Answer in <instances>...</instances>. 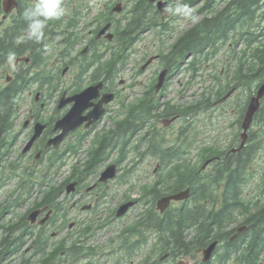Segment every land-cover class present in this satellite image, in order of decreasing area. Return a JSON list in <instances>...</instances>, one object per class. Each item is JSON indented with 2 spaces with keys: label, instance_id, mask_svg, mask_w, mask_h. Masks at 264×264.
Instances as JSON below:
<instances>
[{
  "label": "flooded vegetation",
  "instance_id": "flooded-vegetation-1",
  "mask_svg": "<svg viewBox=\"0 0 264 264\" xmlns=\"http://www.w3.org/2000/svg\"><path fill=\"white\" fill-rule=\"evenodd\" d=\"M137 1L63 0L62 6L67 9V13L61 20L49 23L46 29V37L43 41L37 43L29 38L26 35V29L20 32L17 44H19L22 54L16 56L14 65L11 64L12 74L8 71L4 73V83L5 81H11L15 75L17 79H21L26 74L28 80L27 84L22 86V92L30 90L29 87L33 85L35 86L34 89L28 92L32 97L23 111H20V94L22 92L18 96L17 110L13 116L14 124L9 131V139L7 140L10 144V150L12 142L15 140L21 139V141H24L22 150L17 153L18 157H22L24 160L28 159L33 165L31 167H34V170H38L39 164L42 161L52 160L53 156L60 150H62L60 152H63V170L65 173L62 180L64 182L63 191L61 192V204L63 206L59 210H55L48 203L42 205H34L35 203H33L30 212L34 210H38L39 212L33 221L28 222V225L34 227L35 233L44 234L45 238L48 237L47 231L49 226L53 227L49 239L47 238L48 247L53 244L54 246L63 244L66 247L63 250V254L67 256L64 259L65 264H72L71 255L73 254V250H69L72 244L77 242V245H80V257L85 256V251L92 250L88 245L85 246L87 241L91 236H96L99 229L103 226L102 223H97V220L83 223L80 218L71 219L67 215L72 209H93L96 203H102L106 197L114 195L115 192H113V184L111 185V183L114 180H117L120 184L125 181L123 175L118 174V172H120V166L128 157L129 152L134 150L133 148L136 146H139V148L138 150L135 148V155L141 156L142 159H146L149 156L152 157L155 161V166H160V169H162L166 165L164 162L166 160L164 149L170 148L179 151L184 143L182 141L181 129L175 134L176 140L174 142L170 140L169 143H164L163 131L179 117V112L170 115L159 113L154 116H148L147 114L142 116L139 113V109L144 107V105L139 107V97L152 90L150 88L151 83L144 88L142 93H134L131 86H135L138 81L132 78V80L127 81L129 85V93H127L125 91V81L121 78L117 79L120 72H116V69L119 68L121 70L126 65H129V67L131 65V63H127L126 61L121 65L117 62L119 61V54L122 53V50L119 49L121 42L118 38L120 35H123L122 24L124 21L126 19L128 21L131 20L132 6ZM16 2L17 6L4 15V18V12L1 8L0 28L7 22H10L13 15L14 21H18L19 18L21 19L23 10L34 6L36 0H16ZM145 2L148 5L151 3L153 9L157 11L155 3H149L148 0H145ZM170 2L171 0L166 1L163 15L159 14V21L156 26L161 28V33L174 28L170 25V21L174 19L175 15L166 12V7ZM21 5L24 7L19 12ZM148 17L149 10L145 16L146 20H148ZM163 26H166L168 29L163 30ZM146 31L148 30H142L136 34L134 43L125 50L127 58L133 53L134 44L139 41L140 36ZM155 60H161L159 52H154L150 55L144 53L140 58L142 62L137 68V73H144ZM163 68L160 66L155 72L154 77H152V81L154 80L153 87L159 71ZM32 74H36L35 78L30 77ZM98 83L100 84L98 85ZM88 86H92L91 96L85 99L84 108L80 111L79 117L73 118L68 122V125L77 123V126L69 129L55 146L52 140L62 132V129L56 128V122L75 106L76 101L73 97ZM159 89L162 90L163 88L160 87ZM159 91L153 88L152 97L158 98L159 103L157 107L160 111L164 110L167 99L162 100L160 98L162 94H158ZM234 92L227 98L218 100L216 103L226 105L228 100L235 94ZM49 103H52V109L50 110L48 107ZM173 103L176 106V102ZM80 105H83V101ZM177 105L180 106L179 103ZM16 118H19L18 121ZM79 118L83 120L80 122ZM142 121L143 125L139 130L134 131L129 136L132 126L134 124L138 125ZM118 124L120 127L126 126V136H117ZM35 132H37V136L31 141V137ZM106 135H110V137L108 138ZM237 141L233 142V144L229 141L228 145L222 149H228L232 153H237L232 150L238 146ZM102 142H104L107 149H110V152L106 156L104 155L102 160L98 162L100 158L97 159V155L91 156L89 149L92 150L99 147V145H102ZM26 145L28 147L24 149ZM122 146L126 147L125 155L121 152ZM183 147L186 149L185 154L189 156L190 152L188 149L190 148V144ZM195 157L197 158V152H195ZM221 157L222 155H216L214 159H221ZM192 158L191 161L193 160ZM171 161L174 162L175 159ZM3 162H6L5 156ZM13 162L17 166L16 170L19 169V165L24 166V164L19 163V159L17 160V158ZM111 164L115 166L113 175L103 180L101 176L102 172ZM35 166L37 167L35 168ZM208 166L209 164L203 168L201 165L200 169L206 170ZM24 167H27V165ZM48 170L50 169L48 168ZM48 170L42 172L45 181L47 180V176H49ZM126 172H129V170L127 169ZM158 175L159 172L156 173L154 181L158 179ZM223 185L222 183L218 185L217 189L211 190L209 198L205 201L208 203L207 209L209 210V218H211L210 223L213 226V230L215 227H219L220 229V232L216 235L217 237L211 238L204 246H197L192 253L182 256L184 258L180 256L177 260L180 258L185 259L187 260V264H228V262H231V264H245L246 258L242 251L250 245L252 239H255L256 233L258 239H264V232H258L260 223L254 219L253 221H246L240 209L232 211L231 217L225 212V218L218 222L216 219L217 212L214 213L213 211L218 210L223 202L222 189H219ZM258 193L260 192L252 191V194L255 196ZM243 194L248 193L243 191ZM70 196L73 199L71 204H68V197ZM161 196L163 195L158 196L155 200V209L160 215L166 210L176 208L174 203L177 201L171 200L165 209L160 211L156 203ZM188 197L178 200L179 204ZM63 198L65 201H63ZM84 200L87 201L86 205L82 203ZM128 201H135V203L122 215H116L118 207ZM137 202L138 199L124 198L114 207L112 211L113 218L117 220L122 217ZM6 213L9 212L6 211L3 215ZM138 214H136L135 220ZM222 217L218 216V218ZM237 217L238 220H236ZM230 219L233 222L229 223ZM77 223H80L81 226L71 230ZM133 223L126 224L116 232L115 235L118 243H115L116 246L112 253L118 250L119 252L124 251L128 257L131 255L133 250L131 251L125 242L130 241L134 237ZM252 225L254 228L251 227ZM242 226H246V228L238 231ZM63 229H66L64 237L54 240L52 236ZM213 241H216V244L209 258L203 260L202 253L197 249H203ZM153 243L155 244V241ZM263 252L264 248L258 252L257 257L255 256V252H250L254 258L250 259L248 257L247 262L250 260L249 264H264ZM167 255L164 252L157 253L155 258L157 260L152 261L153 264H159V260L167 259ZM144 263L150 264L149 258H145Z\"/></svg>",
  "mask_w": 264,
  "mask_h": 264
},
{
  "label": "trees",
  "instance_id": "trees-1",
  "mask_svg": "<svg viewBox=\"0 0 264 264\" xmlns=\"http://www.w3.org/2000/svg\"><path fill=\"white\" fill-rule=\"evenodd\" d=\"M182 2L189 6L200 2L195 9L199 20L195 24L190 23L184 27L165 50L162 49L163 66L169 71L181 67L184 71L190 72V78H194L200 70V64L213 56L225 43L231 46L230 57L224 61L223 74L215 71L208 75L212 78V84L208 85L199 97L189 104L184 103L176 107L167 102L164 110L159 111L158 99L152 97L153 89L151 88V91L139 97V107L144 105L139 109V113L142 116L144 114L154 116L159 113L170 115L177 112L183 115H187V112L194 114L197 110L206 109L214 100L231 89L237 90L243 87L246 90L244 98L241 99L235 92L236 98L233 99L235 102L233 107L238 113L235 131L231 138V144H233L237 140L239 125L248 99L264 81V0H182ZM1 3L2 0H0V15ZM23 7L22 5L19 7V12ZM148 10L149 17L146 20ZM158 21L159 14L151 4L148 5L145 0L133 3L132 18L130 21L127 19L124 21L123 35L118 38L121 42L119 49L122 50L117 61L120 65L126 61L125 50L134 43L136 34L142 30L154 31L155 28L161 30L159 26H156ZM23 29H26L25 22L22 18L14 21V15L10 22L0 28V67L6 65L10 52H14L16 56L22 54L17 40ZM167 29L163 26V30ZM237 43L242 45L237 47ZM116 72H120V69H116ZM36 74L30 77L35 78ZM27 80L26 74L21 79H17L15 75L11 81L0 85V174L6 165L9 169L4 179L0 180V185L6 178L16 176L14 170L17 166L12 163L7 164L3 160L10 150L7 140L14 124L13 116L17 110L18 96L22 92V86L27 84ZM142 125L143 121L138 125L134 124L129 136L134 131H138ZM117 126V136H126V126L120 127L119 124ZM253 126L256 129L250 128L246 144L237 153H232L228 149H214L211 145L199 147L198 157L201 160L213 154L222 155L221 159H214L206 170L200 169L197 163L191 161V156L185 154L186 149L183 146L187 144L189 146V140L182 139L184 143L179 151L165 148L166 165L159 172L158 179L147 185L143 191V197H146V202L149 203L139 210L132 226L134 237L125 242L126 246L134 251L143 246L148 237L152 236L155 241V253H167V259L175 260L192 253L199 245H206L211 238L217 237L220 229L215 227L213 230L207 209L208 203L205 201L209 198L210 191L217 189L222 183L224 185L220 189H222L223 202L218 210L213 211L218 214H216L218 222L225 218V212L231 217L232 211L240 209L246 221H253V219L258 221L260 223L258 232H264V164L259 169L256 168L260 177L253 189L260 193L256 196L243 194L252 172L250 163H253L254 156L264 144V95L260 99L258 110L253 115L251 127ZM106 137L109 138L110 135ZM135 148L138 150L139 146ZM135 148L133 149L136 150ZM121 150L125 155L126 147L122 146ZM90 152L91 156L97 155L96 158H100L98 161L100 162L110 149H107L102 142L99 147L89 149ZM173 159H175L174 162L171 161ZM62 165L63 152L57 155L53 166H50L55 168V172L49 180L35 183L31 179H21L9 194V198L0 203V264H65L64 256H61L60 252L66 247L63 244L56 246L53 244L48 247L47 238L42 233H35L34 227L28 225L25 214L19 215L15 220L10 217L4 221L3 217L4 212L13 213L15 208L31 198L32 194V197L36 198L33 201L34 205L48 203L55 210H59L63 206L60 196H62L64 182L53 180H55V174L59 175ZM42 184H45L43 188ZM187 187L190 189V195L186 200L161 215L157 212L155 200L158 196ZM37 194L40 195L37 196ZM218 216L223 217L218 218ZM230 222L233 220L230 219ZM251 227L254 228L253 225ZM255 235V239H252L250 245L242 251L246 258L245 264L250 262V260L247 262L248 257L254 258L250 252H255L257 257L258 252L264 248V239H258L257 233ZM70 249L73 250L72 260H78L81 255L80 245L74 242Z\"/></svg>",
  "mask_w": 264,
  "mask_h": 264
},
{
  "label": "rangeland",
  "instance_id": "rangeland-1",
  "mask_svg": "<svg viewBox=\"0 0 264 264\" xmlns=\"http://www.w3.org/2000/svg\"><path fill=\"white\" fill-rule=\"evenodd\" d=\"M180 0H171L168 3V6L173 5ZM200 5V2L194 4L192 7L194 10ZM166 7V9L168 8ZM190 21L184 17L175 15L174 19L170 21V25L172 28L168 33H164L162 35L161 30L155 28L154 31H146L140 36L138 42H136L133 46V53L126 59L127 63H131L125 66L120 70V73L117 76V79H123L126 83V92L128 91V83L130 79H137L135 86H131L132 90L138 92L139 94L143 92L144 88H146L152 81V77H154L155 72L162 66L160 60H155L152 62L147 70L144 73H137V68L139 67L141 56L145 53L146 55H150L154 52L162 50L163 48L170 44L172 39L181 32L184 27L190 25ZM242 44L237 43V47H240ZM230 45L225 43V45L220 46L218 51L211 56L208 60H204L203 63L200 64V70L194 78H190V72L184 71L183 68L174 70L168 77L165 88L159 91L158 94H162L160 97L162 100H169L170 102L179 103L180 106L184 103L189 104L193 100L199 97V95L204 91V89L212 84L211 73L218 71L221 72V75L224 71V61L225 59L230 57ZM133 62V63H132ZM6 68L4 71L3 69ZM8 71L11 72V64L9 62L6 63L5 66L0 67V83H4V73ZM134 75V76H133ZM203 75V76H202ZM216 75V73H215ZM125 85V84H124ZM34 85L29 87L30 90L34 89ZM30 90H25L20 94V111H23L25 107L29 104V99L32 97L28 94ZM246 90L243 87H240L236 90V94L240 95L241 99L246 95ZM125 93V92H124ZM133 93V94H134ZM236 95L234 94L231 97L226 105L222 104H209L206 109L196 111L194 114L192 112H187V115L179 114V117L170 124L163 131V136L165 138L164 143H169L170 140H176V133L181 129L182 139L189 140L190 148L188 151L190 152L191 157H193L192 161L197 163L199 166L202 164L204 159L207 158V164L211 163L210 160L212 158H198V152L202 146H213L216 148H223L228 145V142L232 138V133L235 131V120L238 115L237 111L234 109V100ZM234 99V100H233ZM232 101V102H231ZM49 110L52 109V103L48 104ZM45 110V111H49ZM192 113V114H191ZM21 114V113H20ZM17 121L19 118H16ZM16 121V122H17ZM15 122V123H16ZM252 129H256L255 126L251 127ZM189 135L186 137V135ZM259 139H261V135H259ZM24 141L21 139L15 140L12 142L11 150L8 153V161L19 159V163L27 165L29 171H25V173L32 172V176H27L24 172L21 171V168H25L23 165H19V169L16 170L17 176H12L9 179H5L1 182L0 185V203L4 202L5 199L9 198V194L14 190L15 186L18 184L19 176L23 175L27 179L34 180L35 183H39L43 181L40 179L43 177L42 165H47L49 161H42L39 164L38 170H34L31 166H33L28 159H23L22 157H18V152L22 150V146ZM200 147V148H199ZM195 152H197V158L195 157ZM215 155V154H213ZM211 155V156H213ZM253 163L251 165V175L248 177V183L244 187L245 193H252L256 181L259 180V172L257 169L264 164V144L259 148L257 154L254 156ZM206 164V165H207ZM205 165V166H206ZM264 166V165H263ZM37 166H35L36 168ZM161 167L155 166V161L152 157H147L146 159H142L141 156L135 155V150H131L129 152L128 157L120 166V172L118 174H122L125 181L123 183H118L117 180H114L113 184V192L114 195L111 197H106L104 202L96 203L93 209H83L79 208L72 209V211L67 215L71 219L80 218V220L84 222H89L93 220H97V223H102V228L99 229L96 236H91L87 241L85 246H89L92 250L85 251L86 255L80 257L76 261H72V264H145V258H149V263H151L156 258V247L154 245V237H148L147 243L141 246L139 249L132 251L131 255L128 257L124 251L119 252L112 251L116 246L115 243H118V239L116 238V232L126 224L135 222L136 214L143 207H146V197H143V191L146 189L147 185L154 183L155 175L157 172H161ZM257 168V169H256ZM41 169V170H39ZM129 172H126V170ZM9 169L6 165L4 171L0 174V180L4 179V175L8 173ZM59 175L55 174L53 181L61 182L64 179L65 173L63 167H60ZM6 173V174H5ZM53 171L49 170L48 174L53 175ZM51 176H47L49 179ZM33 196V194H32ZM28 198L23 204L17 206L15 210L9 213H6L4 216V221L8 218L16 219L19 215L25 214L30 210L33 203V198ZM38 196V194H37ZM77 196V195H75ZM62 198V196H61ZM69 203L73 199L72 196L68 197ZM138 199L137 204L132 207L125 215L115 220L113 218V209L118 205L120 201L123 199ZM63 201L64 198H63ZM85 205L87 201L84 200ZM81 203V204H82ZM98 204V205H97ZM67 205V203H65ZM179 202H175L174 206H178ZM79 211V212H77ZM75 216V217H74ZM80 222V223H82ZM77 223L71 230L75 228H79L81 225ZM65 230H60L55 233L52 237L54 240H59L64 237ZM53 231V227L51 225L48 228V239L50 237V232ZM92 245V246H91ZM63 250L60 252L61 256H64V259L67 258L66 254H63ZM264 254V252L262 253ZM19 256V255H18ZM263 259V258H262ZM174 260L171 259H162L159 260V264H172ZM231 264V262H228Z\"/></svg>",
  "mask_w": 264,
  "mask_h": 264
},
{
  "label": "water",
  "instance_id": "water-1",
  "mask_svg": "<svg viewBox=\"0 0 264 264\" xmlns=\"http://www.w3.org/2000/svg\"><path fill=\"white\" fill-rule=\"evenodd\" d=\"M150 2H157V8L159 10L162 9V7L165 4V1L163 0H149ZM17 3L16 0H3L2 1V9L5 13L9 12L12 10V8L16 7ZM166 69H163L160 71V73L158 74L157 77V82L155 84V89L158 90L165 78V74H166ZM100 83H98L99 85ZM92 86H88L87 88H85L84 90H82L80 93L76 94L73 98L76 101L75 106L66 114L64 115L62 118H60L57 122H56V128H60L62 129V132L59 133L57 136H55V138L52 140L54 145L56 146V143L60 140V138L71 128H74L75 126H77V123H72L70 125H68V122L76 117H79L80 111L82 110V108H84V101L85 99L89 98L92 94ZM264 95V81L258 86V88L256 89L255 94L251 95L246 109L244 111L243 114V118H242V122H241V132L239 134V146L236 150H239L240 148H242L246 142L248 133L247 130L251 124L252 118L254 113L258 110L259 105H260V99L263 97ZM83 101V105H80ZM80 122L83 120H81L79 118ZM37 136V132H35L33 134V136L31 137V141ZM28 147V145H26V147L24 149H26ZM115 166L113 164L109 165L103 172H102V179L105 180L107 177L113 175ZM189 194V189L186 188L184 190H180L177 191L175 193H169L166 195L161 196L156 203L157 208L160 211H163L165 209V207L169 204V202L171 200H182L184 198H186ZM135 203V201H128L126 203H123L122 205H120L116 211V215H122L130 206H132ZM39 211L38 210H34L31 211L28 216L27 219L30 221H33L37 215ZM246 226H242L241 228H239L238 231H242L243 229H245ZM216 244V241L211 242L209 245H207V247L200 249L198 248L197 250L200 251L203 255V260H207L214 248ZM175 264H187V260L185 259H179Z\"/></svg>",
  "mask_w": 264,
  "mask_h": 264
},
{
  "label": "clouds",
  "instance_id": "clouds-1",
  "mask_svg": "<svg viewBox=\"0 0 264 264\" xmlns=\"http://www.w3.org/2000/svg\"><path fill=\"white\" fill-rule=\"evenodd\" d=\"M62 4L63 0H36L34 6L25 8L21 13V17L26 24V35L37 43L43 41L49 23L59 21L66 15L67 9ZM166 12L184 17L193 24L199 20L195 10L188 4L183 3L182 0L168 6ZM7 59L9 64L14 65L15 53L10 52Z\"/></svg>",
  "mask_w": 264,
  "mask_h": 264
}]
</instances>
